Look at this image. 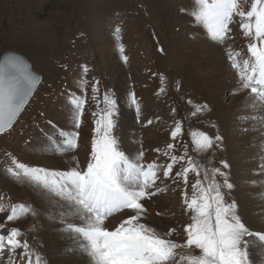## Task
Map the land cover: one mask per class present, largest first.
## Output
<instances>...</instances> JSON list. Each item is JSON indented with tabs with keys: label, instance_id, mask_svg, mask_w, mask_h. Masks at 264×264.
Masks as SVG:
<instances>
[{
	"label": "rangeland",
	"instance_id": "rangeland-1",
	"mask_svg": "<svg viewBox=\"0 0 264 264\" xmlns=\"http://www.w3.org/2000/svg\"><path fill=\"white\" fill-rule=\"evenodd\" d=\"M6 4V12L0 16V57L8 50L22 53L44 76L45 81L14 128L0 136V186L13 195V199L8 201L0 188V197H3L0 204L6 207V211L0 212V222H3L0 224L5 225L0 233L6 236L7 228H19L21 239H27L30 245L37 246L43 264H55L62 253L56 245L55 235L60 234L61 239H67L61 216L64 209L59 207L65 202L26 179L14 177L7 169L11 165L10 157L31 166L66 171L74 166L71 158L75 156L80 167H86L94 135L92 112L96 110L91 101L86 105L82 117L78 147L70 152H58L49 143L59 138L61 130L71 128L72 117L66 97L69 91L78 92L84 65L89 69L86 76L89 95L91 83L98 80L101 98L110 89L118 100L119 113L114 135L121 151L125 152L119 133L123 127H127L128 119L134 120L132 125L139 137V150L144 153L142 162L145 165L151 162L166 165L170 162L163 154L169 143H176L177 155L183 152L182 143H187L189 155H194L192 131H203L213 137L219 135L221 141L206 154L196 155V159L209 169L218 167L228 173L234 187L226 198L237 202L226 138L228 131L249 132L254 124L244 128L229 126L217 114L216 105L223 106L231 95L237 94L234 89L238 87V82L233 88L226 87L220 91V102L205 95V92L213 91L215 86L222 83H210V78H202L209 75L206 72L208 68L203 64L192 66L189 51L197 38L209 39L203 25L195 23L189 14L194 0H7ZM230 27L229 39L224 43L213 42L222 47L221 60L237 79L226 53L231 49L246 57L248 39L238 23ZM125 56L127 60L123 59ZM162 87L164 92L158 95ZM130 92L135 93L141 105L139 115L134 106L126 103ZM188 100L193 104H206L207 110L192 116L194 109L192 104L187 103ZM173 108L176 112L172 111ZM239 117L237 124L245 125L253 120ZM149 119L151 124L147 123ZM175 120H181L184 131L174 142L170 132ZM221 161H226L229 167L224 168ZM181 167L180 164L174 166L173 178H164L162 173H158L161 179L157 181V188L162 190L152 189L155 195L143 201L146 213L141 218L142 223L158 233L175 229L170 238L178 243H183V227L190 222L182 199L184 184L173 182L174 173L180 171ZM196 179L195 173L190 172L186 189L189 198ZM9 203L29 205L35 215L28 214L19 220L6 222ZM237 205L245 220L238 202ZM122 212L110 215L114 218L110 221L106 219L105 227L111 230L133 214L129 210ZM67 222L79 223L71 217L67 218ZM254 246H250L249 250ZM22 251L16 250V264H24L20 259ZM64 251L69 250L65 247ZM195 251L198 253L199 250ZM9 255L5 248L0 256V264H8ZM250 264H255L251 253Z\"/></svg>",
	"mask_w": 264,
	"mask_h": 264
},
{
	"label": "snow or ice",
	"instance_id": "snow-or-ice-1",
	"mask_svg": "<svg viewBox=\"0 0 264 264\" xmlns=\"http://www.w3.org/2000/svg\"><path fill=\"white\" fill-rule=\"evenodd\" d=\"M189 14L195 23L203 25L209 39L219 43L230 38V25L238 23L248 39L247 56L231 49L226 54L237 75L238 87L234 92L246 94L247 102L242 107L245 112L251 110L252 113L239 119H253L264 127V0H194ZM123 59L127 60V57ZM88 71L87 65L82 66L78 92L67 93L71 128L61 130L59 138L49 142L54 151L75 150L86 105L90 101L94 103V135L86 167L81 168L75 156L71 158L74 166L66 171L31 166L10 157L11 165L7 171L65 202L59 205L64 209L61 216L65 231L76 242L78 250L89 258L90 264H250V246L264 249V229L251 230L248 222L242 219L237 202L226 198L234 187L228 173L218 167L209 169L196 159V155L206 154L222 138L203 131H192L194 155H189L187 143H182L183 152L179 155L175 154L176 143H169L163 152L170 161L166 165L155 162L145 165L142 162L143 151L130 159L120 150L114 135L119 113L118 100L110 89L101 98L98 80L91 83L89 95ZM38 82L39 77L30 71L29 65L19 55L9 53L0 58V133L12 127ZM163 92L162 87L158 95ZM126 103L134 106L139 115L141 105L134 92L128 94ZM187 103L193 106L192 116L208 107L206 104H193L191 100ZM172 111L176 112V109ZM147 123L152 121L149 119ZM183 131L181 120H175L170 132L172 140L177 141ZM261 140L264 141V134ZM261 147L264 149V144ZM177 164L182 167L174 173L173 182L184 184L183 205L190 219L183 227V243L170 238L175 229L158 233L141 222L146 213L143 201L155 195L153 188L162 190L157 188V181L161 179L158 173H162L164 178H173ZM221 164L224 168L229 167L226 161H221ZM260 170L264 173V163L260 165ZM190 172L197 177L191 186V198L186 190ZM7 209L6 222L19 220L28 214L35 215L31 206L23 203H9ZM123 210L133 214L111 230L105 227V220L110 215ZM4 211L5 205L0 204V212ZM68 217L79 223L67 222ZM4 227L0 224V229ZM21 237L22 232L16 227L8 229L6 236L0 233V256L7 248L10 253L8 264H16V250L22 249L20 259L24 264H43L38 250ZM195 250H199L198 253Z\"/></svg>",
	"mask_w": 264,
	"mask_h": 264
},
{
	"label": "bare ground",
	"instance_id": "bare-ground-1",
	"mask_svg": "<svg viewBox=\"0 0 264 264\" xmlns=\"http://www.w3.org/2000/svg\"><path fill=\"white\" fill-rule=\"evenodd\" d=\"M6 3L7 0H0V16L6 12L4 6ZM221 48L212 40L200 37L197 38L193 49L189 51L193 61L192 66L201 63L208 68L206 72L209 75L202 78H210V83H222L219 86H215L213 91L205 92L209 99H216L219 102L222 100L219 96L221 94L220 91L226 89V87L233 88L237 84V79L230 69L227 68L226 63L221 60ZM198 75L200 76V73ZM206 86L207 84L205 83L204 87ZM245 96V93L231 95L228 102L222 104L223 106L216 105V111L222 121L225 124H229V126L231 124V126L236 125V127L241 128L242 126L244 128L252 123L254 124L250 127L249 132L234 130L232 133L228 129V138L226 139H228L227 154L233 168V178L237 188V192H235L237 202L251 230L258 231L264 229V216H261V213L264 212V173H261L260 170V165L264 163V149L261 147L264 144V141L261 140L264 129L259 128L258 125L256 126L257 121L255 120H246L248 122L245 125L237 124V122H240L238 120L240 115L252 114L251 110H248V112L243 110L242 106L247 102ZM132 121L134 120L130 121L128 119L127 127H123V131L119 133V137L123 142V149L130 159H134L140 151L139 137L134 133ZM254 127H257V129ZM144 128L146 129L147 126ZM64 235H66L67 239H61L60 234L55 235L56 245L62 252V255L60 254L55 260V264H90L89 258L78 250L76 242L69 238V234L66 233ZM65 247L69 251H64ZM250 253L255 264H264V249L254 246Z\"/></svg>",
	"mask_w": 264,
	"mask_h": 264
},
{
	"label": "water",
	"instance_id": "water-1",
	"mask_svg": "<svg viewBox=\"0 0 264 264\" xmlns=\"http://www.w3.org/2000/svg\"><path fill=\"white\" fill-rule=\"evenodd\" d=\"M9 53H10V54L19 55V56L23 59V61H24L27 65H29L30 71H32L35 75H37V76L39 77V82L35 85V88H34V90L32 91L31 95L28 97L27 102L23 105L21 111L19 112V114H18L17 117L15 118V120H14V122H13V124H12V127L9 128V129H7L4 133L10 131V130L13 128L14 124L17 122V120L19 119L20 115L23 113V111L25 110L26 106L29 104L30 100H31L32 97L34 96V94H35L37 88L39 87V85H40V83H41V81H42V78H43V76H42L41 73H39V72H37L36 70L33 69L32 63H31V62L29 61V59H28L25 55H23L22 53H19V52L15 51V50H8V51H6V52H5L0 58H2L5 54H9ZM4 133H0V136H1L2 134H4Z\"/></svg>",
	"mask_w": 264,
	"mask_h": 264
}]
</instances>
